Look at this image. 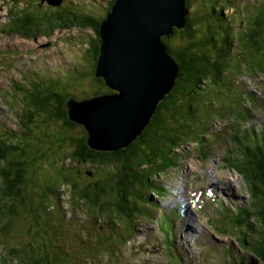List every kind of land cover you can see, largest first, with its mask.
Returning <instances> with one entry per match:
<instances>
[{
  "label": "rangeland",
  "instance_id": "obj_1",
  "mask_svg": "<svg viewBox=\"0 0 264 264\" xmlns=\"http://www.w3.org/2000/svg\"><path fill=\"white\" fill-rule=\"evenodd\" d=\"M72 1L77 5L75 8H83L94 15L99 14L100 10L101 15L106 14L109 9L108 7L106 10L107 6H110L109 0H71L67 3L69 9L76 6L71 4ZM189 2V16L192 15L190 19L196 23L197 30L202 32L201 36L203 37L204 32H211L206 34V37H215L217 42L221 43L229 35L233 40V54L228 58L224 54V65L227 71L221 79L216 81L210 79L206 82L205 88L193 94L192 97L196 98L199 109L193 115L187 116L191 119L190 129L179 137L185 146L174 150L175 154L162 164L165 174L160 175L161 180L156 176L157 181L154 179L156 182L146 185L144 190L149 191L152 188L162 198L167 197L165 201L154 199L153 195L151 198L159 202L161 206L168 207V205L177 204L185 197V188L188 190V199H192L193 192L202 190L205 193L212 185L211 183H217L220 177L221 187H226V183L229 182L237 193L225 190L223 194L218 195L219 199L221 197L231 199L233 202H229L235 206L247 207L245 217L247 222L253 221L251 229L255 233L249 231L250 238L252 241L258 240L255 235L262 238L264 222L260 221L262 219L260 214L255 217V215L249 216L248 213L249 210L252 211L254 204L260 205L261 196L255 197L256 203L253 201L254 198L250 191L252 178L249 170L242 166V161L244 160L245 163L247 158L240 139L243 138L242 131L245 125L249 127V123L242 120L239 114L247 118V111L241 107L242 105L248 109L249 113L252 112L251 125L255 129H264V44H262L264 34L261 33L254 37L258 39L256 44L252 41L254 36L252 34H255L256 27L258 28L256 21L262 15L264 0H189ZM57 10L61 8L52 7L47 1L0 0V124L6 123L4 126L7 127L5 131L7 137L2 140L8 146L9 144L12 146L27 143L28 150L34 152L42 147L30 165L31 170L38 169L36 171L39 177L37 182L47 177L46 184L56 189V185L64 179L65 175L70 179H64L62 184H67L70 180L76 183L73 196L70 186L61 188L63 194H60L58 199L60 206L56 204L57 199L54 194L50 196V200L45 197L48 207L54 208V211L44 212L41 210L51 208L45 209L44 206H39L40 201L37 196L39 190L36 189L38 183L32 182L33 186H28V191L32 192L35 185L33 192L36 193V198L33 205L38 210L33 211L34 213L29 212L26 206L18 202L19 197L16 195L15 202L20 205L21 211L18 208L20 214H12L9 208L13 207L11 206L14 203L13 197L7 194L9 188L5 189L6 183L2 181L3 176L2 179L0 177V198H2L0 200V210L2 209L0 214V264H29L31 257L41 259L39 264H73L68 253L77 256L82 253L85 258L92 259V264H144L141 255L137 254L141 252L139 247H136L137 250L131 249L133 251L126 245L120 247L125 239L118 236L123 226L127 224L128 217L133 218V221L125 227L123 232L131 244L136 242L134 237L136 229L137 237L143 238L145 230H154L156 226L155 234L158 236L156 244L162 247L163 256L149 251L145 259L147 264L165 263L166 261L167 264H208L205 258H202L201 251L195 242L198 234L192 226H197L198 230H202V226L207 228V235L203 239L207 244V249L203 251V255L209 256L211 264H245L243 252L255 250L258 244L252 242L248 248L244 247L241 251H233L229 247H216L222 246L216 239L236 242L228 234L217 237L209 221L206 222L207 218H214L212 224L217 233L229 231L234 238H237L239 232L229 224L231 211L224 204L216 203L218 209L214 211L213 202L207 200L206 212H202L198 204L191 206L188 202L190 206L185 205L184 217L178 224L180 235L178 247L185 254L184 260L181 261V256L177 251L176 222L180 219L178 211H165L157 202L141 200L138 202V208L127 217L126 215L131 210L128 209L129 203L117 198V193H114L116 188L107 186L103 191V187H96L103 176L106 179L109 177L107 174L112 171L111 167L102 165L94 168L93 165L80 162L72 164L63 156V167L54 163L55 155L58 153L54 149L59 146L60 142L57 139H60V136L52 128L54 124L48 125L50 119H42L45 113L39 107L41 104L38 95L51 92L60 96L66 94L71 96L70 93L74 92L79 98L87 92L96 90L99 85L98 81L88 73L90 65L82 57L83 50L90 44L89 41L96 37V33L92 28H82L75 22L60 29H49L50 20L46 14ZM29 12L35 17L34 19L41 21L45 30L43 33L38 32L31 35L36 37L28 38L22 32L9 31L16 30L20 20L25 18ZM18 14L21 19L13 22L12 17ZM197 16L199 20L196 19ZM187 31H189L188 28ZM197 35H199L198 31ZM183 39L172 38L170 43L177 44L176 41H179L182 45ZM259 61L262 63L259 64ZM31 72L35 74L30 75ZM73 77L74 80H71ZM70 81L81 82L77 84L74 82L73 86L68 85L69 88L66 89L65 84H69ZM29 85L32 86L33 94L27 91ZM245 92H248V95H244ZM249 104L255 109L249 108ZM228 109L230 111L226 113ZM205 121L210 127L203 133L201 131L207 125ZM14 122L22 126L21 130H27L23 137L17 132L20 127H17ZM77 129L74 133L79 134V127ZM231 130L237 133L233 134ZM232 135L234 137L239 135V139H230ZM191 137L195 143L189 140ZM262 138L260 142H263ZM44 150H49V153L42 155L40 152ZM17 159L14 158L13 165H9L7 160H1L0 173L3 169H9L12 166L19 167ZM230 159L234 163H229ZM227 163L237 166L239 172ZM54 166H57V171L60 169L57 176ZM90 170L95 171L96 174L87 175ZM163 184L176 190V196L170 197L169 195L174 192H170L169 188L164 187ZM86 186L91 191L90 195L86 199H80V195L82 197L80 190H84ZM29 195V197L34 196V194ZM114 198L118 201H112ZM105 206H111V210L108 211ZM116 207L117 210H115ZM144 208L149 211H145ZM34 222H37L39 226ZM78 222L84 223L91 234L78 231ZM108 237L111 238V246L115 244L120 247V251L118 249L115 251L117 254L119 252V255L114 258L112 250H105L109 243ZM250 238L247 234V239L250 240ZM208 240L213 244H208ZM63 243L66 244L63 246ZM77 244H81L82 248L78 247L80 252L75 250ZM155 247L156 245L153 244L151 249ZM210 247L216 248L208 249ZM115 248L116 246H113V249ZM257 259L260 264H264L263 259ZM79 264H91V262L87 263L82 259Z\"/></svg>",
  "mask_w": 264,
  "mask_h": 264
},
{
  "label": "trees",
  "instance_id": "obj_2",
  "mask_svg": "<svg viewBox=\"0 0 264 264\" xmlns=\"http://www.w3.org/2000/svg\"><path fill=\"white\" fill-rule=\"evenodd\" d=\"M70 1L71 0H62V4L59 6L61 10L46 14V17L50 20L49 29L62 28L63 26H67L69 23L74 22L78 23L82 28H92L96 33V37L90 41L89 47L82 57H84L90 65L88 73L92 78L98 81L99 85L96 90L87 92L84 96L92 97L105 92H112L111 89L109 90L106 87L107 85L105 84L104 79L95 75L98 61L97 54L99 53L101 43L99 27L101 21L104 19L103 16L105 17L106 14L101 15L100 10L99 14L94 15L83 8H75L77 5L73 3V1L71 4L76 6L69 9L67 3ZM115 1L116 0L110 1L108 11L111 10ZM189 6L190 2L187 0L188 13L185 28L179 29L178 27H174L173 32L162 37V40L166 43L169 51L176 57L180 65V72L176 84L172 91L166 95V98L158 104L155 114L148 126L127 147L116 151H98L91 148L87 144L88 133L86 129L83 125H80L69 118L66 104L70 95L66 94L60 96L57 93L52 94L51 92L47 94L44 92L41 93L42 95L44 94L43 96L38 95L41 104L39 107L45 113L42 119H50L48 125L54 124L52 128L55 129L60 136V139H57L60 142L59 146L57 149H54L58 152H55L57 155H55L54 163H57L59 167H63V156L66 160L70 159L74 163L80 162L90 164L93 165L94 168L95 166L107 165L112 168V171L107 174V176H109L107 179L103 176L97 183L96 187H103V191L106 190L107 186L116 188L114 189L116 191L114 193H117V198H120L121 200L123 199L124 202H127L130 199L136 200L135 196L143 197V189L148 185L150 177L164 169L162 164L167 158H171L173 154H175L174 150L185 146V143L181 141L179 137L187 129H190L189 123L191 122V119L187 116L193 115L195 111H198L199 109L196 98L192 97L193 94L198 90L205 88L207 86L206 82H209L210 79H213L212 81L221 79L227 71L224 65V54L226 55V58L233 54V40H231L229 35L228 38L224 39L221 43H218L217 38L215 37H206V34L211 32H204L203 37L201 36L202 32L197 30L196 23L190 19V16L192 15L190 14L189 16ZM30 13L31 12L22 19L19 17V14L13 16V22L19 21V19L21 20L16 30L9 31L22 32L26 36H31L38 32H44L45 30L41 21L34 19L35 17L31 16ZM196 19L199 20V16H197ZM256 24L259 29L256 28L258 30L255 34H252L254 35L252 39L254 44H256V41L258 40L254 37L261 33L264 34V8L262 9L261 17L257 19ZM187 28L189 31H187ZM197 31L199 35H197ZM180 37L182 39L184 38L182 45L179 41H176L177 44L170 43L172 38L180 40ZM262 44H264V40H262ZM262 44H260V46H262ZM258 50H260V48H258ZM260 63H262V61H259V64ZM71 80H74V77L71 78ZM70 82L67 85L65 84L66 89L69 88L68 85L73 86L75 83L77 84L81 81ZM28 92L33 94V90H29ZM73 93L74 92H71L70 94L72 95ZM73 95L78 96V94L75 93ZM230 110H234V108H230ZM230 110H226V113ZM205 123H207V125L203 127L201 131L203 133L205 132L204 130L210 127L207 121H205ZM78 127L80 129L78 132L80 133H74V131L78 130ZM26 133V129L21 130V137ZM189 136H191L190 133ZM189 140L194 141L193 137ZM262 140L263 142L257 140L254 145H243L247 160L245 163L244 160L242 161V166L244 169L249 170L252 178L251 188L254 196L256 197L260 194L262 197V205L259 214L264 220V138H262ZM28 149L29 145L27 143L12 146L11 144H9V146L6 144H0V157H4L5 159L9 157V165H13L12 161L14 158H18L17 160H19L17 162V164L19 163V167L12 166V168L2 170L3 180L6 183L5 189L9 188L7 194L12 196L14 201V203L11 204L13 207L9 208L12 214L19 212L18 208L20 205L15 202L16 195L19 197L18 202L22 204V206L32 209L36 208V206L33 205V201L36 198V193L33 192L35 185L32 192L28 191V186H33L32 182H36L38 183V187L40 186V188H36L37 191L39 190L37 196L40 201L39 206H44L46 203L45 201H47L52 194H54V197L57 196L59 198L58 190L60 189L59 187H61L60 185L62 184V181L64 179H70L69 176L64 175V179H61L58 185H56V189L46 184L47 177L41 178L42 182H37L39 177L36 171L38 169L31 170L30 165L35 160L36 154H38V151L41 150L42 147H39L37 152L32 150L29 151ZM67 151H69V153ZM14 153H16V155ZM40 153L45 155L49 153V150H44ZM54 167L57 176L60 169L57 171V166ZM88 172L93 171L90 170ZM80 191L84 197L89 196L91 192L88 186ZM29 194H34V196L29 197ZM55 194L57 195L55 196ZM45 197H47V200ZM119 206H121V204ZM262 232V241L257 247H255V252L259 258L264 260V230Z\"/></svg>",
  "mask_w": 264,
  "mask_h": 264
},
{
  "label": "water",
  "instance_id": "obj_3",
  "mask_svg": "<svg viewBox=\"0 0 264 264\" xmlns=\"http://www.w3.org/2000/svg\"><path fill=\"white\" fill-rule=\"evenodd\" d=\"M187 13V0H116L106 12L99 27L95 75L112 92L82 99L69 96L66 104L70 120L86 129L91 148H125L148 126L180 72L162 37L174 27L185 28Z\"/></svg>",
  "mask_w": 264,
  "mask_h": 264
},
{
  "label": "bare ground",
  "instance_id": "obj_4",
  "mask_svg": "<svg viewBox=\"0 0 264 264\" xmlns=\"http://www.w3.org/2000/svg\"><path fill=\"white\" fill-rule=\"evenodd\" d=\"M257 28V27H256ZM259 29V28H258ZM257 29V30H258ZM96 45V44H95ZM36 64V63H35ZM29 88V87H28ZM219 180V179H218ZM220 185V181H218L217 183H212V185H211V187H213V188H215V187H217L219 190H218V193L219 194H223V191H225V188L224 187H221V186H219ZM221 200L224 202V199L221 197ZM173 205V204H172ZM173 206H175V205H173ZM176 208H178V209H181L180 207H179V205H176L175 206ZM183 210V209H182ZM263 211V210H262ZM176 228H178L177 227V225H176ZM190 231H191V229H190ZM196 231V230H195ZM196 234H198V232L196 231ZM179 247L177 248V250L179 251ZM175 256V255H174Z\"/></svg>",
  "mask_w": 264,
  "mask_h": 264
},
{
  "label": "flooded vegetation",
  "instance_id": "obj_5",
  "mask_svg": "<svg viewBox=\"0 0 264 264\" xmlns=\"http://www.w3.org/2000/svg\"><path fill=\"white\" fill-rule=\"evenodd\" d=\"M109 1H111V0H109ZM108 7H109V6H107L106 10L108 9ZM94 38H95V37H93L92 39H94Z\"/></svg>",
  "mask_w": 264,
  "mask_h": 264
},
{
  "label": "clouds",
  "instance_id": "obj_6",
  "mask_svg": "<svg viewBox=\"0 0 264 264\" xmlns=\"http://www.w3.org/2000/svg\"><path fill=\"white\" fill-rule=\"evenodd\" d=\"M81 125V124H80ZM84 127V126H83Z\"/></svg>",
  "mask_w": 264,
  "mask_h": 264
}]
</instances>
